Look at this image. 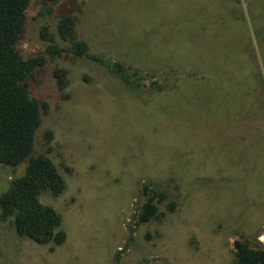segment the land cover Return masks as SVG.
Returning <instances> with one entry per match:
<instances>
[{
	"label": "rangeland",
	"instance_id": "374dc122",
	"mask_svg": "<svg viewBox=\"0 0 264 264\" xmlns=\"http://www.w3.org/2000/svg\"><path fill=\"white\" fill-rule=\"evenodd\" d=\"M64 15L102 62L47 53L72 44ZM18 48L48 59L35 153L66 182L41 200L67 239L21 236L0 207V264H237L235 241L264 246V0H32ZM27 165L0 164V195Z\"/></svg>",
	"mask_w": 264,
	"mask_h": 264
},
{
	"label": "trees",
	"instance_id": "16d2710c",
	"mask_svg": "<svg viewBox=\"0 0 264 264\" xmlns=\"http://www.w3.org/2000/svg\"><path fill=\"white\" fill-rule=\"evenodd\" d=\"M31 2L0 0V164L17 166L28 161L25 173L14 178L0 195L1 215L4 219L12 218L21 236L40 244H62L67 239V233L61 228L62 215L55 207L43 203L41 196L46 191L61 194L66 182L49 156L35 153V136L43 122V113L40 100L31 92L30 81L35 78L36 69L44 66L48 59L45 54L26 58L18 48ZM80 21L78 15H64L58 32L63 40L72 44L60 47L56 36L50 35L47 53L53 57L73 53L102 62L103 59L91 54L88 43L80 38ZM113 70L129 82L121 63L116 62ZM54 74L60 90L67 96L68 70L56 67ZM52 135L49 132L50 140ZM154 201L153 195L144 203L140 214L142 222H148L158 213ZM234 247L237 264H264L263 245L253 247L237 240Z\"/></svg>",
	"mask_w": 264,
	"mask_h": 264
}]
</instances>
